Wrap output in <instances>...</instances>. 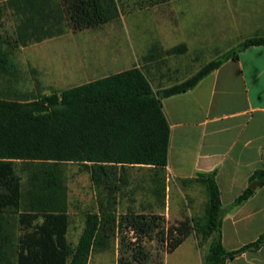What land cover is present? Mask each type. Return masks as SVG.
Instances as JSON below:
<instances>
[{"label": "trees", "instance_id": "trees-1", "mask_svg": "<svg viewBox=\"0 0 264 264\" xmlns=\"http://www.w3.org/2000/svg\"><path fill=\"white\" fill-rule=\"evenodd\" d=\"M10 4L21 18L17 46L63 35L66 28L74 32L97 29L122 14L118 0H11ZM260 46H264V35L246 38L193 77L157 92L143 69L133 67L28 102L0 99V264H87L93 247L108 248L109 237L117 233L121 235L120 264H147L146 241H157L171 254L194 231L209 242L203 264H226L264 245L263 234L235 251L223 247V206L213 173L188 180L206 190L208 202L202 219L186 218L169 226L159 214L129 210L113 215L110 211L118 193L128 185L126 172L132 166L154 168L155 193H165V182L158 175L168 163L171 128L161 100L194 89L227 61ZM186 50V44L166 50L155 43L143 61L158 63L163 55ZM0 75H19L18 66L5 52H0ZM18 163L28 174L25 182L17 171ZM65 164L82 167L92 184L107 194L98 213L87 215L75 249L67 237ZM251 181L264 186V169L255 171ZM253 194L247 188L234 206Z\"/></svg>", "mask_w": 264, "mask_h": 264}, {"label": "rangeland", "instance_id": "rangeland-1", "mask_svg": "<svg viewBox=\"0 0 264 264\" xmlns=\"http://www.w3.org/2000/svg\"><path fill=\"white\" fill-rule=\"evenodd\" d=\"M118 2L122 14L116 21L80 32L66 28L63 36L52 37L51 42L17 46L16 31L21 18L12 8L11 0H0V52H10L12 55L5 53L21 68L17 79L8 81L4 78L7 76L0 75V99L28 102L136 65L147 68L143 57L155 43L166 50L180 44L187 45L185 52L175 56L163 55L158 63H151L161 67L157 75L162 76L164 85H174L193 77L204 65L246 38L264 35V0ZM42 49H47L45 52L50 54H43ZM21 168L18 163L17 171L25 182L28 174ZM63 169L69 190L68 239L75 249L84 232L87 215L98 213L100 204H106L107 194L92 184L88 172L79 165L65 164ZM148 173L146 168L127 169L129 185L122 188L119 200L115 198L116 206L110 210L113 215L125 214L128 210L141 212L147 207ZM205 214L206 209L203 216L194 218L202 219ZM172 225L175 223L171 219L169 226ZM195 233L202 250L207 252L209 242L199 232ZM120 236L117 233L109 237L106 249L95 245L87 264H120ZM145 248L150 256L147 264H198L197 255L188 254L191 247L184 246L170 254L165 262V247L157 241H146Z\"/></svg>", "mask_w": 264, "mask_h": 264}, {"label": "crops", "instance_id": "crops-1", "mask_svg": "<svg viewBox=\"0 0 264 264\" xmlns=\"http://www.w3.org/2000/svg\"><path fill=\"white\" fill-rule=\"evenodd\" d=\"M54 38L39 43L51 42ZM45 50L42 49L43 54ZM14 63L19 66L15 60ZM147 64V68L133 67L143 69L155 92L172 86L164 85L162 76L157 75L161 71L159 65ZM18 69L21 70L20 66ZM4 78L10 81L13 77ZM161 101L171 128L168 163L158 175L165 182V193L160 196L155 193L157 175L154 168L129 167L149 170V202L143 211L136 213L159 214L165 216L168 223L172 219L175 224L186 218L203 216L208 202L206 190L199 183L188 180L213 173L223 206V247L235 251L256 242L264 234V186L258 185L243 204L234 206V202L255 182L251 181L255 171L264 169V46L246 49L237 60L224 63L194 89ZM195 234L194 231L171 254L184 246L191 247L188 254L194 253L198 264H203L207 252L202 250ZM169 256L166 253L164 262ZM226 264H264V245Z\"/></svg>", "mask_w": 264, "mask_h": 264}, {"label": "water", "instance_id": "water-1", "mask_svg": "<svg viewBox=\"0 0 264 264\" xmlns=\"http://www.w3.org/2000/svg\"><path fill=\"white\" fill-rule=\"evenodd\" d=\"M258 185H259L258 181H255V182H253V183L250 185V188H251L252 190H255V189L257 188Z\"/></svg>", "mask_w": 264, "mask_h": 264}]
</instances>
